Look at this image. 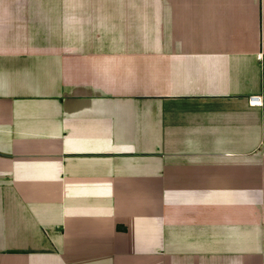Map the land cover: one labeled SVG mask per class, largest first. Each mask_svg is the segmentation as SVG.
<instances>
[{
  "label": "crops",
  "instance_id": "0c3cea01",
  "mask_svg": "<svg viewBox=\"0 0 264 264\" xmlns=\"http://www.w3.org/2000/svg\"><path fill=\"white\" fill-rule=\"evenodd\" d=\"M0 264H264V0H0Z\"/></svg>",
  "mask_w": 264,
  "mask_h": 264
},
{
  "label": "built area",
  "instance_id": "2783aa9c",
  "mask_svg": "<svg viewBox=\"0 0 264 264\" xmlns=\"http://www.w3.org/2000/svg\"><path fill=\"white\" fill-rule=\"evenodd\" d=\"M251 102L254 105H260L261 104V98L260 97H252Z\"/></svg>",
  "mask_w": 264,
  "mask_h": 264
}]
</instances>
